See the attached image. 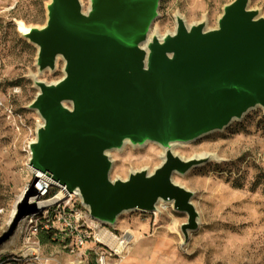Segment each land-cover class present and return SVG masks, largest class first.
<instances>
[{
  "label": "water",
  "instance_id": "95a60500",
  "mask_svg": "<svg viewBox=\"0 0 264 264\" xmlns=\"http://www.w3.org/2000/svg\"><path fill=\"white\" fill-rule=\"evenodd\" d=\"M160 0H50L43 27L23 35L37 47L39 73L53 71L58 57L63 77L35 80L29 105L42 119L29 145V167L68 193L77 192L90 218L114 224L123 212L153 213L159 201L187 214L181 231L197 229L193 194L176 184L205 160L167 151L152 172L110 178L111 150L153 142L167 148L227 128L255 108L264 110V17L248 0L223 8L214 29L181 19L172 34L147 42ZM33 178L27 191L33 196ZM39 211L19 205L8 240L21 219Z\"/></svg>",
  "mask_w": 264,
  "mask_h": 264
},
{
  "label": "rangeland",
  "instance_id": "374dc122",
  "mask_svg": "<svg viewBox=\"0 0 264 264\" xmlns=\"http://www.w3.org/2000/svg\"><path fill=\"white\" fill-rule=\"evenodd\" d=\"M233 0H160L151 35L158 39L172 33L180 15L187 26L205 23L214 29L223 8ZM50 0H0V237L14 223L17 208L39 198L27 190L33 170L29 167V145L43 123L29 105L38 93L35 80L59 81L64 61L55 69L39 73L37 47L17 30V22L41 28L47 20ZM86 14L90 0H79ZM248 9L264 17V0H248ZM164 147L157 143H127L111 150V179L124 180L132 172H152L160 165ZM166 149L183 159L207 154L205 162L173 180L193 194L191 203L198 214V226L185 239L181 225L187 214L161 201L159 211L123 212L114 224L89 221L91 232L106 229L117 237L130 235L123 252L108 264H264V110L255 108L221 131L211 132L186 143H170ZM213 156V157H211ZM56 187V186H55ZM58 192L56 189L52 192ZM80 207V205H78ZM25 218L0 246L5 262L21 250ZM45 264H72L60 242L38 236ZM92 244L86 251L87 264H94Z\"/></svg>",
  "mask_w": 264,
  "mask_h": 264
},
{
  "label": "built area",
  "instance_id": "2783aa9c",
  "mask_svg": "<svg viewBox=\"0 0 264 264\" xmlns=\"http://www.w3.org/2000/svg\"><path fill=\"white\" fill-rule=\"evenodd\" d=\"M33 178H36L33 188L38 192L37 197L45 203L39 206L37 213L25 218L20 252L0 264H45L38 241L40 234H50L53 241L60 242L68 254L75 256L72 264H87L85 253L89 244L93 246L90 249L94 250V264H108L123 252L124 248L118 253L95 238L89 226L88 208L82 204L78 194L68 193L39 172L33 171ZM53 186L58 189L55 194L51 193ZM59 194L63 196L59 198Z\"/></svg>",
  "mask_w": 264,
  "mask_h": 264
},
{
  "label": "bare ground",
  "instance_id": "6f19581e",
  "mask_svg": "<svg viewBox=\"0 0 264 264\" xmlns=\"http://www.w3.org/2000/svg\"><path fill=\"white\" fill-rule=\"evenodd\" d=\"M178 19H181L184 23V25L189 28L187 26V24L185 23L184 19L180 16V15H177L176 17V26L175 28L177 27L178 25V22L177 20ZM17 26V30L22 34V35H26L31 28L25 26L23 23L21 22H17L16 24ZM173 33V32H172ZM172 33H169V34H172ZM151 31L149 32V35H148V39H147V42L148 41H151V38L154 36V35H151ZM158 39V38H157ZM159 42L162 41V37L158 39ZM129 143L128 141H126L124 143L127 144ZM169 151L171 152V154L173 155H176L175 153H173V150L172 149H166L164 148L162 153H161V161H163L165 159V155H166V152ZM207 154H200V155H195L193 158L191 159H195V160H204V157L206 156ZM109 156V155H108ZM213 157V156H211ZM110 158V157H109ZM75 195H77L78 193L77 192H74ZM63 195L62 194H59V198H61ZM45 203V202H43ZM43 203H39V205L43 204ZM160 207L164 208V204H162L161 201H159V203L157 204V207H156V210L155 211H159ZM95 238H97L98 240L100 241H103L104 243H106L107 246H109L111 249L117 251L118 253L121 252L123 250V248L126 247V245L128 244L129 240H130V235H125L124 237H117L116 235H114L113 233H111L110 231L106 230V229H102L100 230L99 232H97L95 234Z\"/></svg>",
  "mask_w": 264,
  "mask_h": 264
},
{
  "label": "trees",
  "instance_id": "16d2710c",
  "mask_svg": "<svg viewBox=\"0 0 264 264\" xmlns=\"http://www.w3.org/2000/svg\"><path fill=\"white\" fill-rule=\"evenodd\" d=\"M55 189H56V187L53 186V187L51 188V193H52ZM42 235H47L48 238H49V240H51L50 234H42ZM55 242H57V241H55ZM0 263H1V261H0Z\"/></svg>",
  "mask_w": 264,
  "mask_h": 264
}]
</instances>
